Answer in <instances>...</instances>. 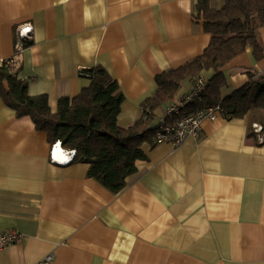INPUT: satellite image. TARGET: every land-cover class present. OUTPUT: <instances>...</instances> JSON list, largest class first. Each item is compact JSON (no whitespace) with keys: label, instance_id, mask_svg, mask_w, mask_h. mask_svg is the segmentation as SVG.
<instances>
[{"label":"crops","instance_id":"crops-1","mask_svg":"<svg viewBox=\"0 0 264 264\" xmlns=\"http://www.w3.org/2000/svg\"><path fill=\"white\" fill-rule=\"evenodd\" d=\"M197 2L0 0V65L14 57L18 29L30 25L32 43L17 60L29 94H46L55 113L60 97L90 85L80 71L102 65L124 95L118 123L128 127L142 117L156 76L209 46ZM259 37L264 45V28ZM223 72L225 97L249 72L264 75V57L248 47ZM254 123L264 127V109L206 120L201 136L180 146L145 142L146 158L113 193L88 177L89 164L52 161L47 133L0 97V230L25 234L0 251V264H264V131Z\"/></svg>","mask_w":264,"mask_h":264},{"label":"trees","instance_id":"trees-1","mask_svg":"<svg viewBox=\"0 0 264 264\" xmlns=\"http://www.w3.org/2000/svg\"><path fill=\"white\" fill-rule=\"evenodd\" d=\"M195 9L196 19H202L204 29L211 34L209 46L186 65L156 76L157 89L145 100L142 117L131 126L118 123L124 95L102 65L82 69L80 75L89 78L90 85L72 98L60 97L54 113L46 94H29L28 81L18 76L20 65H12V57L0 65V97L18 117H31L36 128L47 133L50 143L61 142L62 148L75 150L72 161L89 164L88 177L118 193L137 172V161L146 158L142 144L154 142L151 123L155 111L174 101L186 80L193 83L203 71L213 70L199 104H221L228 120L264 109V75L249 72L246 84L225 97L221 94L226 85L223 68L230 60L248 47L257 60L264 57L259 37V29L264 28V0H224L221 7L213 6L212 0H198ZM31 43L26 40L24 47Z\"/></svg>","mask_w":264,"mask_h":264},{"label":"built area","instance_id":"built-area-1","mask_svg":"<svg viewBox=\"0 0 264 264\" xmlns=\"http://www.w3.org/2000/svg\"><path fill=\"white\" fill-rule=\"evenodd\" d=\"M32 32L33 28L30 25H23L18 29L17 52L14 56V61L10 62L12 65H15L16 68L19 66L17 60L24 48V42L31 39ZM207 88L208 79L200 75L192 83L191 89L187 93L170 102L164 108L162 117L152 125L154 128L153 141L155 143L168 142L174 146H180L188 137L199 138L203 129V123L206 120L216 121L220 116H223L224 110L221 104L212 106H203L199 104L203 101V95ZM253 129L255 132L261 135L263 134L264 127L262 125L254 123ZM58 145L61 147V142L53 144L52 161L61 163L56 159L57 153L70 155V160H73L75 150L61 148L58 151ZM24 237L25 234L19 230H0V251ZM52 258L53 255H49L46 261H50Z\"/></svg>","mask_w":264,"mask_h":264},{"label":"bare ground","instance_id":"bare-ground-1","mask_svg":"<svg viewBox=\"0 0 264 264\" xmlns=\"http://www.w3.org/2000/svg\"><path fill=\"white\" fill-rule=\"evenodd\" d=\"M61 148H62V146H61V147H60V145L57 146L58 151H59ZM62 149H63V148H62ZM56 156H57L56 159H57L59 162L64 163V164H65V163H69V162L72 161V160H70V159H71L70 155L67 156V154H65V153H57Z\"/></svg>","mask_w":264,"mask_h":264}]
</instances>
